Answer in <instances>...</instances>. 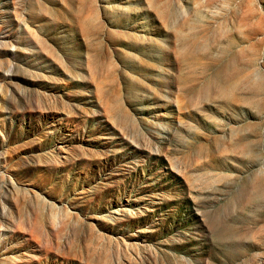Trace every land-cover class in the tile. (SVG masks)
<instances>
[{"label": "rangeland", "instance_id": "374dc122", "mask_svg": "<svg viewBox=\"0 0 264 264\" xmlns=\"http://www.w3.org/2000/svg\"><path fill=\"white\" fill-rule=\"evenodd\" d=\"M0 264H264V0H0Z\"/></svg>", "mask_w": 264, "mask_h": 264}]
</instances>
